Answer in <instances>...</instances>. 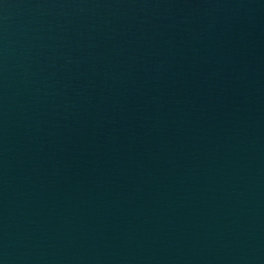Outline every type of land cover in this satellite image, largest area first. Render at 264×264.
I'll return each instance as SVG.
<instances>
[{"label":"water","instance_id":"water-1","mask_svg":"<svg viewBox=\"0 0 264 264\" xmlns=\"http://www.w3.org/2000/svg\"><path fill=\"white\" fill-rule=\"evenodd\" d=\"M0 264H264V0H0Z\"/></svg>","mask_w":264,"mask_h":264}]
</instances>
